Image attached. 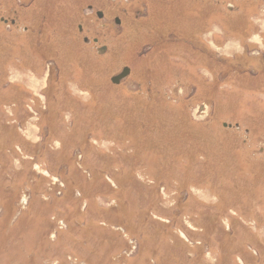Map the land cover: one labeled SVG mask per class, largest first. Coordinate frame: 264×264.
I'll use <instances>...</instances> for the list:
<instances>
[{
    "label": "rangeland",
    "instance_id": "obj_1",
    "mask_svg": "<svg viewBox=\"0 0 264 264\" xmlns=\"http://www.w3.org/2000/svg\"><path fill=\"white\" fill-rule=\"evenodd\" d=\"M0 264H264V0H0Z\"/></svg>",
    "mask_w": 264,
    "mask_h": 264
},
{
    "label": "water",
    "instance_id": "obj_2",
    "mask_svg": "<svg viewBox=\"0 0 264 264\" xmlns=\"http://www.w3.org/2000/svg\"><path fill=\"white\" fill-rule=\"evenodd\" d=\"M128 75H129V70L128 69H124L118 76H116V77L111 79L112 83L117 85L122 79H124Z\"/></svg>",
    "mask_w": 264,
    "mask_h": 264
},
{
    "label": "flooded vegetation",
    "instance_id": "obj_3",
    "mask_svg": "<svg viewBox=\"0 0 264 264\" xmlns=\"http://www.w3.org/2000/svg\"><path fill=\"white\" fill-rule=\"evenodd\" d=\"M118 21V20H117ZM116 21V22H117ZM120 22V21H119ZM115 24V23H114ZM102 27V26H101ZM96 42H98V40L97 39H95V38H92V43L94 44V43H96Z\"/></svg>",
    "mask_w": 264,
    "mask_h": 264
}]
</instances>
